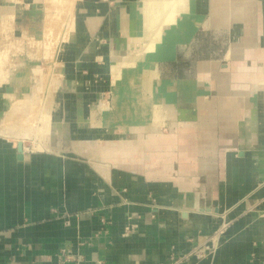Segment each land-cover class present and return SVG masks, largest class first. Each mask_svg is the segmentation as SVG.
Listing matches in <instances>:
<instances>
[{
  "label": "crops",
  "instance_id": "obj_1",
  "mask_svg": "<svg viewBox=\"0 0 264 264\" xmlns=\"http://www.w3.org/2000/svg\"><path fill=\"white\" fill-rule=\"evenodd\" d=\"M46 1L0 0V264H264V0Z\"/></svg>",
  "mask_w": 264,
  "mask_h": 264
},
{
  "label": "bare ground",
  "instance_id": "obj_2",
  "mask_svg": "<svg viewBox=\"0 0 264 264\" xmlns=\"http://www.w3.org/2000/svg\"><path fill=\"white\" fill-rule=\"evenodd\" d=\"M70 2L71 0H62L61 4L63 7H67ZM167 3L168 2H165V0H155L157 20L163 17V15L168 11L169 5ZM152 7H153L152 4H149L146 6V9H145L146 16H150V14H153V11H151ZM53 13H54L53 8H50V9L47 8V11H45L47 21L44 22L43 24L45 27L46 38L39 43L41 50L44 49V52H45L44 56L45 58H48L47 61L50 59V56L53 54L54 47L56 45L54 39H55V34H56L55 29H56L57 22L53 21V17H52ZM68 18H69L68 13H65V14L63 13V17H62L64 21L62 25L63 28L65 27L68 21ZM2 24H3L2 27L6 30V26H8V24L6 22ZM53 33H54V36L52 37L54 39L52 38L53 40H50V37H47V36H50ZM153 41L154 40H151L150 43L152 44ZM16 44H17L16 49L21 50L22 47L18 46L19 45L18 43ZM30 47H32V45H30ZM138 57H139V53H136L134 58H130L126 60L123 59V61L118 62L117 66L119 68L123 67V70H126L124 74H126L129 72V70L134 69L136 65V60L138 59ZM9 60L10 59H4L3 57L0 58V75L4 73V71L7 69V66L9 65ZM124 77H125L124 82H126L127 78L129 80V75L124 76ZM136 78H138L136 77V75L132 76L130 82H133ZM140 81H144V80H140ZM48 82H49L48 87L50 88V93L49 92L43 93L42 91L40 92V90H38L37 88L38 91H37L36 96L34 98H29L28 101H23L22 98L16 97L15 95H12V94H9V95L4 94V98L6 99V103H7V114L8 115L11 114L14 117H18L16 120L24 118V116H27L29 118H35V120L38 122L33 123L31 127L35 129L36 133L40 136L47 135L48 127H49L50 120H51L50 114H49V107H50L49 99L51 98L50 95L52 94V90L55 86V78L53 77V75H51ZM115 95L117 96V90L115 91ZM39 104H41V106ZM41 139H44V138H41Z\"/></svg>",
  "mask_w": 264,
  "mask_h": 264
},
{
  "label": "built area",
  "instance_id": "obj_3",
  "mask_svg": "<svg viewBox=\"0 0 264 264\" xmlns=\"http://www.w3.org/2000/svg\"><path fill=\"white\" fill-rule=\"evenodd\" d=\"M209 246L211 247L210 249H214L215 246H216V238H213V236L209 238V244H206V246H201L200 248H198V249L194 252L195 255L198 256V257H200V256L204 253V251H205L206 249L209 250ZM176 261H177V259H176V260L173 259V260H171L170 263H168V264H175ZM159 264H165V263L161 262V263H159Z\"/></svg>",
  "mask_w": 264,
  "mask_h": 264
},
{
  "label": "water",
  "instance_id": "obj_4",
  "mask_svg": "<svg viewBox=\"0 0 264 264\" xmlns=\"http://www.w3.org/2000/svg\"><path fill=\"white\" fill-rule=\"evenodd\" d=\"M22 141H23L22 139H19L16 143L17 158L19 159L23 157Z\"/></svg>",
  "mask_w": 264,
  "mask_h": 264
},
{
  "label": "rangeland",
  "instance_id": "obj_5",
  "mask_svg": "<svg viewBox=\"0 0 264 264\" xmlns=\"http://www.w3.org/2000/svg\"><path fill=\"white\" fill-rule=\"evenodd\" d=\"M45 1H46V0H45ZM60 1H62V0H59V3H60ZM46 2H48V1H46ZM57 15H59V13H58ZM56 38H57V36H56ZM28 135H29V136H27V137H32V134H31V133H29Z\"/></svg>",
  "mask_w": 264,
  "mask_h": 264
}]
</instances>
